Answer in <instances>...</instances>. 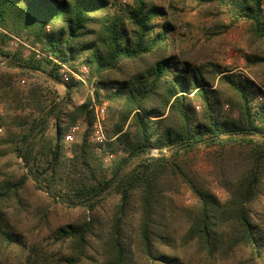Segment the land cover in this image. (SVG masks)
Segmentation results:
<instances>
[{
	"label": "trees",
	"instance_id": "1",
	"mask_svg": "<svg viewBox=\"0 0 264 264\" xmlns=\"http://www.w3.org/2000/svg\"><path fill=\"white\" fill-rule=\"evenodd\" d=\"M198 1L225 9L232 22L246 23L250 37L264 45V0ZM174 30L166 9L155 0H0V68L27 76L46 73L67 89L63 100L47 108L31 86L18 95L17 109L28 114L10 124L1 119L7 138L0 144L11 146L9 152L26 171L18 179L0 172V264L20 261L28 248L20 232L34 217L31 197L36 191L88 215L81 223L58 228L56 240L68 251L60 263L135 264L137 247L158 264H182L179 257L158 251L171 245L163 197L178 178L198 200L182 238L184 247L195 249L208 264L231 263L241 247L261 255L264 237L252 204L264 195V100L259 101L264 90L221 68L216 87L208 71L167 55ZM13 37L38 45L41 53L28 56L23 45L10 50ZM245 59L248 68L264 65L263 54ZM84 64L99 79L97 98L103 90L109 101L108 141L101 144L90 139L93 111L74 99L82 83L60 75L62 65L79 73ZM106 72L120 79L106 78ZM9 96L7 91L0 99ZM81 119L87 130L80 142L67 147L66 139ZM52 120L56 136L47 139ZM202 149L213 154L218 183L227 194L224 202L182 163ZM67 151L71 158L65 160ZM7 154L0 149V157ZM109 155L114 157L106 169L103 159ZM109 196L119 204L106 228L96 214ZM139 201L143 216L132 243L126 232ZM14 249L21 251L17 259L8 254Z\"/></svg>",
	"mask_w": 264,
	"mask_h": 264
},
{
	"label": "rangeland",
	"instance_id": "2",
	"mask_svg": "<svg viewBox=\"0 0 264 264\" xmlns=\"http://www.w3.org/2000/svg\"><path fill=\"white\" fill-rule=\"evenodd\" d=\"M129 4L130 0H111ZM155 3L166 9L168 21L174 26L175 30L169 39V48L167 55L176 56L181 61H188L196 67L208 71V76L216 78L215 86H218L219 74L217 68L227 70L229 73L241 74L253 80L260 88L264 90V65L248 68L245 57L253 53L264 55V45L250 37L249 27L246 23H234L225 9L216 4H201L198 0H155ZM20 45L25 47V54L30 56L32 53L40 54L38 45H29L24 40L13 37L9 45L10 50H15ZM64 66V65H63ZM132 65L127 67L128 73H132ZM46 70L48 66H45ZM68 70V78L73 76L76 81L82 83L80 91L74 96L76 103L80 106L89 105L93 111L94 105H103L106 107V117L104 121V134L106 141V129L110 128L108 121L109 101L103 97L105 94L100 90L101 97L97 98L98 77L92 74L88 65L81 68L80 72H74L65 66ZM61 75V74H60ZM106 78L120 79V76L113 72H106ZM62 77V76H61ZM63 78V77H62ZM31 86H36L38 96L42 104L49 108L55 102L63 100L66 95V86L52 80L48 74L38 72L33 76H27L17 70L9 68H0V97L9 91L10 96L6 100L0 99V142L7 138L6 125L2 126L1 119L6 124L15 123V117L26 116L28 111H21L18 95L27 92ZM260 97L259 101H263ZM227 111V107H225ZM80 132L73 135L72 142L66 139L67 147L75 142H80L82 136L87 130L85 120L81 119ZM77 123V124H78ZM16 131V128H13ZM18 132V130H17ZM94 134V130H93ZM93 134L90 139L92 142ZM56 136V125L50 121L45 137L54 139ZM1 150H6L8 154L0 157V172L2 175L18 179L25 173V167L22 160L10 153L11 146L1 145ZM100 153V149H96ZM212 152L202 149L198 153L190 154L182 159L187 169L194 171L197 181L206 189L216 195L222 202L226 201L227 194L218 183L211 157ZM154 156H159L157 151H153ZM113 155L106 156L104 168L109 169L112 164ZM71 158L67 151L65 160ZM162 207L165 215L164 219L168 229V237L171 245L161 246L160 253L169 256L179 257L182 264H208L204 257H198L196 250L186 248L182 245V238L186 234L192 216L196 215L198 200L189 187L181 181L180 178L173 181V184L165 192ZM34 217L26 222L22 217L23 224L26 222V230L20 232L24 242L27 243L24 254L21 256L19 249L8 251L11 259L20 257L13 264H28L31 260L39 261L40 264H62L58 261L63 254L68 251L56 240V232L59 227L68 224H78L87 217V213L82 209H68L59 202H55L43 191H36V195L31 197ZM119 199L109 196L104 205L97 212V217L101 224L108 228L113 221ZM253 219L257 227L261 230L264 237V195L252 204ZM143 216L141 202L135 204L133 213L128 220L127 235L132 243L137 240L138 224ZM93 254V251H90ZM135 264H158L152 259L146 257L139 248L136 247ZM83 264H94L91 261H85ZM220 264V262H219ZM229 264H264V249L260 256L252 252L250 248L241 247L237 250L233 261Z\"/></svg>",
	"mask_w": 264,
	"mask_h": 264
},
{
	"label": "built area",
	"instance_id": "3",
	"mask_svg": "<svg viewBox=\"0 0 264 264\" xmlns=\"http://www.w3.org/2000/svg\"><path fill=\"white\" fill-rule=\"evenodd\" d=\"M60 74L63 77V79L65 81L68 80V70L65 66L62 65V67L60 68ZM94 112H95V121H94V125H93V130H94V134H93V140L97 143H103L106 141V137L104 134V121H105V117H106V107L103 105H94L93 107ZM80 127H81V123L79 122L71 131L70 135L67 137V141L68 142H72L73 140V135L75 133H78L80 131Z\"/></svg>",
	"mask_w": 264,
	"mask_h": 264
}]
</instances>
